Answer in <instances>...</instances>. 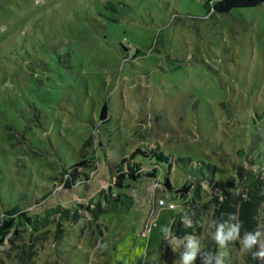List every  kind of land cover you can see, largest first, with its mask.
<instances>
[{
	"label": "rangeland",
	"instance_id": "374dc122",
	"mask_svg": "<svg viewBox=\"0 0 264 264\" xmlns=\"http://www.w3.org/2000/svg\"><path fill=\"white\" fill-rule=\"evenodd\" d=\"M207 1L0 0V218L9 209L87 202L105 186L107 162L137 147L156 146L172 159L174 188L201 176L238 184L258 171L264 2L213 12ZM88 137L97 170L87 188H64L62 172ZM161 166L131 188L128 212L99 216L101 233L65 220L54 238L51 225L37 264H204L206 233L169 234L182 207L162 185ZM212 193L202 185V198ZM258 220L264 264V203ZM227 246L221 260L242 264L241 249ZM0 264L14 261L0 252Z\"/></svg>",
	"mask_w": 264,
	"mask_h": 264
},
{
	"label": "trees",
	"instance_id": "16d2710c",
	"mask_svg": "<svg viewBox=\"0 0 264 264\" xmlns=\"http://www.w3.org/2000/svg\"><path fill=\"white\" fill-rule=\"evenodd\" d=\"M261 2L264 0H208L206 5L213 12H227L233 7L253 6ZM105 110L106 105H103L101 117L105 116ZM91 143V137L86 138L79 149V159L63 170L59 180H62L64 188H76L80 184H85V188L88 187L87 181L97 170L94 153L87 155L86 147ZM184 160L192 164L189 158ZM162 163L167 166L163 169L161 183L172 189L174 187L171 186L169 179L172 159L156 146H150L147 150L137 147L128 156L107 162L105 168L108 180L104 187L99 186L100 188L87 195V202H77L70 206L56 203L39 212H31L27 209L7 210L0 218V248L6 245L7 241L12 243V247L10 250H0V252L12 259L14 264H37L39 250L51 237V234L48 236L49 231L53 233L51 225L56 228L54 238H58L65 220L71 222L81 220V231L85 228L90 229L94 225L101 233L99 216L106 212H128L134 204L131 188L144 177L155 178ZM239 183L245 186L243 195L233 190L237 188L236 185H241ZM203 184L211 186L218 193L202 198ZM174 192V196L180 200L182 209L172 216L170 235L180 237L206 233L199 251L200 260L204 264H230L220 257V248L227 245H235L241 249L242 264H258L257 242L250 251L245 252L241 241L245 233L253 234L257 241L259 211L264 203V151L258 171L242 178L238 184L213 181L211 176H201L183 182L174 188ZM81 207L86 210L87 215L79 214L78 209ZM55 214L58 215L56 220L53 219ZM236 226L239 228L238 232L233 230ZM26 227H29V230ZM221 229L226 237L223 247L215 239L218 230ZM26 231L27 236L24 234ZM230 232L231 236H229Z\"/></svg>",
	"mask_w": 264,
	"mask_h": 264
},
{
	"label": "clouds",
	"instance_id": "9594fccd",
	"mask_svg": "<svg viewBox=\"0 0 264 264\" xmlns=\"http://www.w3.org/2000/svg\"><path fill=\"white\" fill-rule=\"evenodd\" d=\"M234 231L238 232L239 228L238 226H236L234 229ZM229 236H231V232L229 233ZM216 241L223 247L224 246V242H225V235L223 230H218L216 236H215ZM242 245H243V250L245 252L250 251L252 249V246L256 243V236H254L251 233H245V237L244 239L241 241ZM257 255V254H254ZM260 255H264V253H261Z\"/></svg>",
	"mask_w": 264,
	"mask_h": 264
},
{
	"label": "built area",
	"instance_id": "2783aa9c",
	"mask_svg": "<svg viewBox=\"0 0 264 264\" xmlns=\"http://www.w3.org/2000/svg\"><path fill=\"white\" fill-rule=\"evenodd\" d=\"M158 202L160 204H164V200L162 198L158 199ZM167 204L169 207H174V205H175L173 202H168Z\"/></svg>",
	"mask_w": 264,
	"mask_h": 264
}]
</instances>
